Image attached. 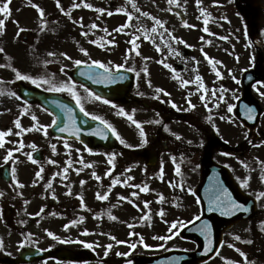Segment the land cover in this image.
<instances>
[{
	"label": "rangeland",
	"instance_id": "rangeland-1",
	"mask_svg": "<svg viewBox=\"0 0 264 264\" xmlns=\"http://www.w3.org/2000/svg\"><path fill=\"white\" fill-rule=\"evenodd\" d=\"M228 1L216 0L214 4V0H201L198 7L196 0H177V3L171 5L168 0H85V2L93 5V8L89 9L83 6L72 7L74 3H81V0H60L65 12L70 13L69 16L61 10L60 12L56 11V0H0V6L5 3L9 6L8 14L0 13V19L4 20V25L0 28V48L3 49L0 52V65H4V67H0V93H3L0 94V126L9 123L12 127V129L10 128L12 131L4 138V144L0 147V164L3 162L7 151L12 150L13 159L9 161H12L13 167L16 169L15 181L13 180L8 185L0 182V193L3 194L0 199L4 197L9 200L16 198L28 200L22 207H18V210H28L27 214L33 215L41 213V217L26 229L27 241L42 247L58 245L66 240L67 244H76L78 249L81 247L87 248L84 246L85 244H92L93 247L87 249L95 252L99 260L89 263L82 259L75 264H120L118 260L120 262L122 260L126 261L131 258L134 252L150 254L151 252L162 251L163 248L169 245L192 249L194 247L192 243L180 241V238L175 237L178 228L173 229L172 233L169 232V228L173 221L184 223L196 213L195 202L189 196L182 195L181 191L186 193V190L196 184V172L198 163L201 160L200 142L206 137L213 138V132L216 133L217 139L227 142L224 145L225 147H227L226 145L232 147L231 145L235 144V140H232L234 133L231 130L234 128L239 131L236 138L237 145H239L237 155H222L225 152L230 153L228 149L226 150L223 147L221 152L214 154L220 161L216 158H213L214 160L222 162L237 172L236 169L243 165L241 163L242 159L254 155L263 164V170L260 173L253 172L251 176L253 179L261 178L264 173V145H262L264 144V134H257L256 139L245 143V134L242 135L241 126L230 117H225V115L227 116L225 101L213 105V103H209L211 102L209 100L204 105H207L210 109L213 108V110H211L210 116L200 117L201 120L193 117L191 113L185 112L184 110H187V107L179 105L177 109H181L180 113L184 115V119L177 120L179 121L177 123H174V121L171 127L175 133L182 135L185 140L191 142L190 149L186 151L188 153L186 158L190 157V160H186V165L181 168L182 171L179 174L175 170L173 173L169 171L171 167L169 161L171 159L167 155L163 166L145 170L144 162L142 164L137 161L132 162L134 154L129 155L119 151L107 152L105 154H116L115 162L121 164H115L117 168L114 166L113 179L118 180V182L126 178L132 180L130 178L132 173L136 185L140 187L135 190L138 191L137 193L134 191H129L126 194L119 192V195H113L114 191L112 190V197L111 190H109L107 199L97 211V213H101L100 210H103L102 214L104 215L94 214L91 216L90 212L95 208L92 202L95 201L97 193L103 194L105 179L109 175H105V173L106 171L109 173L107 167L110 166V163L100 155H93L94 157L84 155L83 159H80V155L75 153L74 147L76 146L72 143H69V148L71 153L74 152L72 154L73 156L76 155L77 159L67 161L66 155L60 148H64L66 151H68V148H65L64 143L57 141L52 142V145L56 146V152L50 156L51 159L48 164L43 165L44 169L38 177L36 173L41 168L33 167L34 165L25 162L28 160L27 156L33 148V144L42 145L47 142L48 138H44L41 134L43 130L38 131L35 129L45 126L44 120H48V117L46 113L38 109V106L24 107L23 104L18 103L14 97L15 95H11V93L16 94L15 81L19 80L16 78L14 70L37 80V84H33L30 80H23L24 82L49 91L48 89L53 86L60 87L62 84H69L66 81L68 72L71 67L76 65V60L88 64H91L92 60H98L110 70L117 65H123L121 68L137 70V72L134 71L139 75L135 76L136 81L132 87V93L135 95L141 94L140 98L146 102L151 103L152 88L157 89V86L159 89H167V92L174 95V100L178 94H183L184 86L181 84L179 76L173 74L169 68L164 67V64L160 61L170 65L175 58L179 57V49L186 45L193 49L198 60H207L204 53H207L208 57L214 58L217 63L215 65L209 63V65L219 68L222 77L238 76L242 69L248 67L253 61L250 48L245 49L249 42L246 45L245 41L239 37L237 39L236 36V41L226 39L227 42L225 44L222 42L223 45L221 42L217 44L212 40L205 39L199 34L202 32V27H207L209 33H211L214 32L212 29L219 27L220 24L222 26L221 31H223L230 28L229 25L238 21L232 16H229L230 20L227 21L219 19L222 16L221 8H224L225 12L231 9V3L228 4ZM134 4L139 8V11L133 7ZM36 5L44 10L43 20L37 7H35ZM97 8H103L105 11L103 13L97 12L95 11ZM121 9L123 11H118ZM201 9L204 10L203 13ZM176 10L184 14V22L191 27L184 26V22L179 19ZM109 11L113 15L109 16L107 14ZM128 13L133 16L131 22L128 21ZM144 13H148V15L145 16ZM185 15L189 17V20H186ZM81 17L83 18L84 27L73 22L79 21ZM153 18L159 20L163 27L156 24ZM205 19L209 21L207 25L204 24ZM93 23L98 27L91 28L90 25ZM126 23H130V26L124 28L122 32L115 31V29ZM153 27L157 29L156 32L151 31ZM24 32L27 35L25 40H23ZM84 32H87L88 35H83ZM146 35L149 37L148 39L145 38ZM134 37H136L135 45L129 43ZM173 37L178 39H173ZM202 37L203 39H201ZM91 41H96V43H91ZM109 41H112V43H109ZM157 48H159V51ZM81 49H86L89 55L85 56ZM201 49H203V52ZM233 50L238 53L231 56ZM137 52H139V55H137ZM49 53L54 55H49ZM68 57H71V59H68ZM262 65L264 66V62ZM62 68L63 71H61ZM203 71L204 69L201 70V72ZM197 75L193 70V64H188V68L182 74L188 81H192L193 86L198 84L199 88L201 82H206H204L205 77L203 78L202 75L199 76L203 81H196ZM149 81L151 86H149ZM193 86L188 84L185 86V90L186 87L191 88ZM260 86L264 87V80ZM74 91L79 95L81 105L89 113V116H99L112 125L124 141V143H121V140L118 139L119 145L127 147L131 152L144 144L149 145L152 131L155 128L150 110L141 109L133 104L123 106L125 108L124 112L131 115L135 121L143 126L147 141L144 143V138L140 136V129L126 115L118 114L120 109L116 105L112 103L105 104L102 99H94L89 95L90 92L81 87L75 86ZM198 92L201 93L202 88ZM219 93V90H217V94ZM227 96V94L224 96L225 99L230 100L227 102H231L232 99ZM201 104L203 103L198 102V109L205 107ZM259 104L264 111V102ZM20 109L24 110V115L28 118L25 117L20 121V127L17 128L15 123H11L7 116L11 117L12 114L19 113L17 111ZM33 116L37 119L33 120ZM209 117H211V120L208 119ZM220 117H224V119ZM17 119H20L19 116ZM261 120H264V114ZM256 128L257 130L261 129L263 125L259 123ZM28 129L33 132L28 133ZM22 132L24 133L23 139L20 137ZM16 133L20 134L17 135ZM174 145L166 152L168 156L175 152ZM24 150L26 153H24ZM80 151L78 148L77 152L80 153ZM242 154L244 155L241 156ZM230 157L233 158L230 159ZM245 160L247 161V159ZM50 161H55V163H50ZM105 164L107 167H105ZM252 164L256 166L254 161ZM65 168L68 169L66 173L64 172ZM161 168L166 171L165 174L168 175L169 179L173 176L175 178L173 182L175 184L172 185L174 192L170 194L168 189V183L170 182L165 178V175H163V179L161 177L153 178L155 172L157 170L161 171ZM93 173L100 179H96ZM176 184H178L180 190L175 191ZM254 184L258 186L257 183ZM20 185H23V187ZM145 185L149 189L147 192L142 191ZM180 185L183 186V190ZM69 192L71 195L68 194ZM133 193H136V195L133 196ZM160 194L162 197L169 194L167 196L168 201L164 202L166 199L161 200ZM179 194H181V201L178 200ZM43 196L46 198L52 196L61 203L67 201L66 205L72 207L71 213L68 214L74 215L75 220L78 218L77 227L73 226L72 229H67L63 223H59L63 219L56 216H61L60 214L54 215L56 220L53 216L44 220L43 213L45 212H41L42 208H40L43 205L40 202ZM81 196L85 207L81 205ZM120 197H126L127 199H119ZM145 201L150 202L147 207H145ZM257 204L258 215L255 218L256 221L252 222L254 226L252 230L255 233L253 245L245 244L246 235L244 231L246 225L236 226L226 233L225 243L220 247V252L205 264H264V226L261 225L262 220H264V198H261ZM33 205H37L38 208L31 209ZM161 209L164 211L163 217L158 214ZM109 213L117 219H110ZM143 216L147 218L142 220L141 217ZM49 231L58 239L49 236ZM85 231L88 234H85ZM167 235H172L173 238L166 241L154 239V237ZM235 235L241 237L240 242L234 240ZM141 236L143 237V243L140 242ZM112 237L116 239L113 240ZM21 238L14 232H8L5 228L0 229V239L3 242L2 250H5L8 255L17 252L18 247L20 248L21 245ZM117 241L123 243H117ZM132 243L137 245L135 249L129 247ZM108 244L113 245L110 250L106 249ZM144 244L149 247H144ZM229 245H234V247H229ZM236 249H240L246 254L247 261ZM106 250L108 251L107 256H105ZM117 253H130V255L123 256L117 255Z\"/></svg>",
	"mask_w": 264,
	"mask_h": 264
},
{
	"label": "flooded vegetation",
	"instance_id": "flooded-vegetation-1",
	"mask_svg": "<svg viewBox=\"0 0 264 264\" xmlns=\"http://www.w3.org/2000/svg\"><path fill=\"white\" fill-rule=\"evenodd\" d=\"M222 1V0H220ZM221 3V2H219ZM225 3V2H223ZM231 3V9L229 11L224 10V8H221L222 11V16L219 18L221 21L225 20H230L229 16L233 17L234 19H237L238 21L233 23L232 25H229L230 28L224 29L223 31L220 32L219 38L222 39L223 37L227 36H232L237 39L241 40H246L250 42V46L252 45L255 52L257 53L258 60L256 63L252 65V69L254 72L260 74L261 77L263 76L264 78V71L261 68V60L260 58L264 55V0H229L228 4ZM226 9V8H225ZM226 17V19H224ZM221 25V24H220ZM233 26V27H232ZM239 37V38H238ZM262 55V56H261ZM185 63H192L194 72L198 75H202L204 78V82H201L203 84L202 92L199 93L197 91L198 89V84L194 85V87L188 88L187 93L188 97L187 99L191 101L193 105H198V102H201L204 104H207L209 100L215 104H220L222 101H230L225 99V95L227 94V97H230L232 99L230 106H232V111L229 112L226 110L230 115L233 113V108L234 105L236 104L242 88L237 83L236 78H228V77H222V78H217L215 75V68L208 66L209 62H206L205 64L202 63V65L199 68H196V58H187L185 60ZM201 72V70H203ZM186 70V67H185ZM217 70V68H216ZM202 80V79H201ZM200 80V81H201ZM203 81V80H202ZM208 81V82H207ZM195 82V81H194ZM223 89H227V91H222ZM159 89V87H157ZM163 92H157L156 88L151 93L152 101L150 103V106L148 107L152 113L153 116V126L155 127L154 130L152 131L151 139H150V145H146L143 148L138 147L135 148L133 152L128 150L126 147L118 146L115 151H119L120 153H126V154H134L132 156V159L134 161L140 162L142 160V150L145 147H149L153 153L155 154L157 161L162 160V156L164 154V151L168 150L169 147L171 146V141L170 139V123L174 119V109L172 108V100L169 97L170 95H166L165 93L170 94L167 92V89H163ZM215 90L216 95L213 96L212 92ZM217 90H219V94H217ZM250 92L256 96L257 102L262 103L264 102V95H261V93H264V87L260 86H252ZM221 95L223 96V99L221 100L220 97ZM140 97L141 94H138ZM201 96H204V99H201ZM158 97V98H157ZM220 99V101H218ZM37 103H32V104H24L25 106H36ZM133 104H136L140 107L143 108L140 104L137 102H133ZM200 105V107H201ZM199 106V105H198ZM205 106V105H204ZM17 110V109H16ZM211 110L212 109H207L206 107L202 109H198L196 111L190 110L189 113L192 114L193 117H196L197 119L201 120L200 117H204L207 115H211ZM16 114H10L11 117L7 118L10 119V122H15L17 120V117L19 116V121H22L26 116L24 115V110L20 109L18 110ZM217 116H219L217 114ZM156 121H159L157 123ZM263 128L258 129L255 127L254 129H246L244 128V134H245V143L252 142L254 138H257V134H264V120L262 121ZM166 128L163 130L162 128ZM10 128L12 127L9 125V123H5L4 125L0 126V131H9ZM12 131V130H10ZM232 133L233 135V141L235 140V144L231 145L232 147H225L223 142L220 139L216 138V134L213 133V138L206 137L202 139L201 141V146H200V153L202 155L201 159L202 160H211L212 156L214 154L219 153V148L221 146H224L227 149H230L231 151L237 152L239 145H237V137L239 135V131L237 129H233ZM48 138L52 139L51 136H48ZM62 140V139H61ZM247 140V141H246ZM65 142V140H62ZM33 143V142H32ZM80 149L85 150V148L80 147ZM60 150H62L60 148ZM97 150L104 151V148H97ZM56 152L52 148V143L50 140H47L46 143L42 145H35V148H32L30 151V154L32 157H36L38 160H35L36 163H33L32 161H28L31 165H34L36 167L43 168V165H47L48 161L51 159L50 156ZM87 157H92L91 153L89 151L85 150ZM24 153L26 151L24 150ZM51 153V154H50ZM66 155V160L67 161H73L76 160L77 157L76 155L73 156L74 152L71 153V151H65L63 152ZM75 153L78 154L77 152V147H75ZM79 155V154H78ZM28 159V156H27ZM80 159H83V156H80ZM29 160V159H28ZM249 164V163H248ZM247 167H239L237 168L236 171H232L233 177L235 179V183L237 186L240 188V190L245 193V194H253L252 192L254 191L253 185H254V179L252 178L251 174L253 173V167L248 166ZM48 173V172H47ZM49 174V173H48ZM248 179V186L247 187H241V181ZM2 196V195H0ZM38 196V194H37ZM3 198V199H2ZM43 199H40V202L43 203V205L40 206V208L43 209L45 213L43 219L46 220V218H50L53 216V218L56 220L54 215H61V216H56L60 217L63 220L60 221L59 223H63V225H68L67 229L73 228V226L77 225V219L75 220L74 215H69L71 213V205H66L67 201H63L62 203L60 201H51L50 196L49 197H42ZM28 202V200L25 199H19L16 198L14 200H9L4 197H1L0 199V229L5 228L7 229L8 232H14L17 235H19L21 238V247L24 246H32V247H39L42 249H56L60 247H66L68 249H71L75 252H77L78 248L76 247V244L71 245L67 244L68 242L65 240L64 242H60L58 245H48V246H38V245H33L31 242L27 241L26 235V229L29 228L37 219L41 217V213H38V215H33V214H27L28 210H18V207H22L24 203ZM37 205H33L31 209H37ZM41 211V212H43ZM40 212V211H39ZM69 213V214H68ZM47 218V219H48ZM76 221V223H72L73 221ZM57 222V221H56ZM57 224V223H56ZM250 229L253 228V225L249 226ZM0 241H2L0 239ZM19 249V247H18ZM18 252V251H17ZM16 252V253H17ZM15 254H7L5 250H2V247H0V258L4 257H10V256H15ZM44 263H49V264H72L69 262H59L54 258L46 259V260H37L29 264H44Z\"/></svg>",
	"mask_w": 264,
	"mask_h": 264
},
{
	"label": "water",
	"instance_id": "water-1",
	"mask_svg": "<svg viewBox=\"0 0 264 264\" xmlns=\"http://www.w3.org/2000/svg\"><path fill=\"white\" fill-rule=\"evenodd\" d=\"M78 72L79 73H86L87 71L93 75L97 73H103L104 71H100L97 68L94 67H89V66H83L79 65L75 67L72 72ZM117 72V70H116ZM113 72V73H116ZM119 73L122 75V70H119ZM124 78L123 79H117L115 82H108V81H103L100 83H96L93 80L88 79V75H83V79L79 77V80L81 79L87 86L92 88L97 94L100 96L112 99V100H120L122 102L126 101L129 92L128 89L131 84V76L130 79H126L124 74L122 75ZM247 79V78H246ZM253 79L248 77V82H251ZM30 92L29 98L31 99H38L41 103L45 100L50 101L52 104L48 107H50L58 116V124L55 127V133L59 135H63L67 138H74L78 141H80L84 145L88 146H98V145H103V146H109L112 147L114 146V140L113 137L111 136L109 130L102 125L101 123L97 121L90 120L86 117H84L79 110L73 105L70 106L71 113L67 111V109L59 111L52 107L53 102L55 101V97L52 96H45L41 91L37 89H29ZM244 99L251 104H254V101L250 100L247 96H244ZM252 109V108H251ZM248 113V112H246ZM64 114L68 115V118L63 116ZM242 114L241 112H237V116L241 118L239 115ZM252 115L254 116V123L257 120L258 114L255 116V111H253ZM71 117V118H70ZM73 120L75 123L73 124ZM62 126H67L68 131L66 132H60L59 127ZM79 129V132L75 135L73 133H76V130ZM100 133V134H97ZM107 136V138H103L104 136ZM214 165L208 164L206 166H203L201 168V183L203 185L206 184L207 182L213 181L215 178H217V175L221 177L222 182L225 183V187L229 186L230 188L232 187L231 185V179L228 178L226 174L222 172V170L219 171V173H216V169H213ZM212 171H216L215 173H212ZM8 167L4 166L2 168V178H7L6 180H9L8 176ZM207 176V177H206ZM210 178V180H209ZM219 179V178H217ZM207 185V184H206ZM206 190V189H205ZM204 190V191H205ZM235 196L231 195V198L236 200L238 203H241L244 205V208H249L250 207V212L252 213L254 208H253V202H247L249 205L247 206L244 204L243 199L238 197L236 194L235 190L233 189ZM200 200H201V205H202V215L200 216L199 220H196L195 222L189 224L185 228H183L180 232V235L192 239L196 242L197 248L195 249L194 252H187V251H177V250H172L167 253H164L162 255L158 256H151V257H139L135 256V264H191L193 262H203L206 259H208L218 248V245L221 241V233L222 231L230 226L232 223L237 222L238 220L244 219L247 217L249 213L244 211L243 209L236 211L232 215H222L220 211L215 210V206L210 204V201L212 199H208L207 197H201L200 192H197ZM228 195L224 196V199H226ZM213 207V211H208L209 207ZM204 222H207L211 226V251L205 252V248L209 246L208 240L205 239V235L202 234L201 232L197 231L196 228L202 225ZM54 255L58 258L64 259H74L75 256H72L69 252L66 250H58L56 252H42L39 250L35 249H29L25 248L23 251L20 252V257L19 259L15 260L14 262H17L19 260L21 261H31L35 258H41V257H47ZM88 257L90 260H94L95 256L91 253H87ZM12 260H6V264H12Z\"/></svg>",
	"mask_w": 264,
	"mask_h": 264
},
{
	"label": "snow or ice",
	"instance_id": "snow-or-ice-1",
	"mask_svg": "<svg viewBox=\"0 0 264 264\" xmlns=\"http://www.w3.org/2000/svg\"><path fill=\"white\" fill-rule=\"evenodd\" d=\"M215 2H216V0H214V4H215ZM56 3H57V7L60 8V10H61L62 12H64L65 15H69V16H70V13L65 12V10L63 9V7L61 6V4H60V0H56ZM168 3L171 5V4L177 3V0H168ZM196 3H197V6L199 7V5L201 4V0H196ZM81 6H83V7H85V8H89V9H92V8H93V5H92V4H89V3H87V2H85V0H81V3H74V4L72 5L73 8H78V7H81ZM35 7H37V9H38V11H39V13H40V17H41V19L43 20V17H44V10L41 9V8H39L38 5H36ZM133 7H135L136 10L139 11V8H138L135 4L133 5ZM95 11L100 12V13H103L105 10H104L103 8H97V9H95ZM118 11H123V10L121 9V10H118ZM169 11H171V9H169ZM201 12L203 13L204 10L201 9ZM0 13H4V14H8V13H9V6H8L7 3L3 4V6H0ZM107 14H108L109 16L113 15V13H112L111 11H109ZM127 15H128V21L131 22L132 19H133V16H132L130 13H128ZM144 15L147 16L148 13H144ZM153 19L155 20V23H156V24H158V25H160L161 27H163V25L161 24V22H160L159 20H156L155 18H153ZM224 19H226V17H224ZM73 22H74V23H79L81 27H84V25H83V18H82V17L80 18L79 21H73ZM17 23H18V22H17ZM208 23H209V21H208L207 19H205V20H204V24L207 25ZM3 25H4V20L0 19V28H2ZM129 26H130V23H126V24H124V25H121L119 28L115 29V31L122 32V31L124 30V28L129 27ZM184 26H185V27H191V26L188 25L186 22H185ZM90 27H91V28H97L98 25H96L95 23H93L92 25H90ZM203 30H204L205 32H208V28H207V27H205ZM21 31H23V29H21ZM105 31H107V30L105 29ZM151 31H152V32H156L157 29H156L155 27H153V28L151 29ZM82 34L85 35V36L88 35L87 32H84V33H82ZM145 38L148 39L149 37L146 35ZM173 39H178V38L173 37ZM201 39H203V37H202ZM223 39H227V37H223ZM135 40H136V37H134L132 41H129V43L135 45ZM180 42H183V41H180ZM91 43H96V41H91ZM109 43H112V41H109ZM185 43H186V42H185ZM209 43H210V42H209ZM157 50L159 51V48H157ZM2 51H3V49L0 48V52H2ZM81 51L84 53L85 56H88V55H89L86 49H81ZM201 51L203 52V49H201ZM49 55H54V54H53V53H49ZM65 55H66V54H65ZM137 55H139V52H137ZM204 55H205V58L208 59L209 62L212 63L213 65H215V64L217 63V62L214 61L212 58L208 57V56H207V53H204ZM68 59H71V57H68ZM145 59H147V58H145ZM237 59H238V57H237ZM81 63H82L81 60H76V61H75V64H76V65H80ZM160 63L164 64V67H166V68H171V65L166 64V63H164L163 61H160ZM221 63H222V62H221ZM91 66H98L99 68L104 69V72H103V73H97V74H95V75H93V74H91V73H81V75H88V79L93 80V81L96 82V83H100V82H103V81L115 82V80H117V79H123V78H124V77L119 73V69H120L121 67H123V65H117V66H116V67H117V72H116V73L111 72L110 69L106 68V66L104 65V63H102L101 61H98V60H92V61H91V65H89V67H91ZM0 67H4V65H0ZM132 70H133V69H128V71H132ZM214 70H215V69H214ZM14 71H15V75H16V78H17V79H21V80H30L33 84H37V80L34 79L33 77H31V76H29V75L21 74L18 70H14ZM61 71H63V68L61 69ZM145 71H147V69H145ZM137 75H139V73H137ZM215 75L217 76V78H222V74H221V72L218 71V70H215ZM233 78H234V77H233ZM195 79H196V81H200L202 78H201L199 75H197ZM190 83H192V81H188V80H183V81H182V84H183L184 86H187V85L190 84ZM149 86H151V82H150V81H149ZM81 87H84V86L81 85ZM203 87H204L203 84H200V87L197 89V91H199V90H200L201 88H203ZM74 88H75V85L69 83V84H62L60 87H55V86H53V87L49 88L48 90H49V91H55V92H64V91H67V92H68V93H69V94H70V95L76 100V103H77L78 105H81L80 97H79V95L74 91ZM85 91H88V90L85 89ZM156 91H157V92H163L164 90H163V89H156ZM222 91H227V89H223V88H222ZM0 94H3V93H0ZM165 94H166V95H170V94H168V93H165ZM11 95L14 96L15 93H11ZM89 95L92 96V97H94V99H96V100H101V99H102L99 95H97V94H95V93H89ZM212 95H213V96L216 95L215 90H213ZM261 95H264V93H261ZM157 98H158V97H157ZM201 99L203 100V99H204V96H201ZM220 99H221V100L223 99V96H222V95H221ZM103 102H104L105 104L110 103V101H108V100H103ZM188 103H189V105H190L192 108L195 107V105H191V101H190V100H188ZM171 106H172L173 108H178V106H177L174 102L171 104ZM216 106L218 107L219 105H216ZM59 107H61V108H63V109H67V111H68L69 113H71V109H68V108H67V105L60 104ZM205 107H207V105H205ZM80 111L83 112L86 116L89 115V113H87V112L85 111V109H84V107H83L82 105L80 106ZM228 111H229V112L232 111V106H229ZM253 111H254V110L251 109V108H248V109H247V112H248V119H254V116L252 115ZM118 114L126 115L127 118H128L130 121H132V123L135 124L136 127H137L138 129H140V136H141L142 138H144V139H143V142L146 143L147 141H146V138H145V133H144V131H143V126H142L139 122L135 121L131 115H128L126 112H124L123 109H120V112H119ZM70 118H71V117H70ZM220 118H221V119H224V117H220ZM32 119H33V120H36L37 118H36L35 116H33ZM92 119H93V120H99L102 124L106 125V127L112 132V134L115 135V136L117 137V139H120V140H121V143H124V141L119 137V135H118V133L116 132V130H115V129L112 127V125L109 124L107 121H104L101 117L96 116V115H93V116H92ZM208 119L211 120V117H209ZM156 122L159 123V121H156ZM14 123H15V125H16L17 128L20 127V121H19V119H17ZM74 123H75V121L73 120V124H74ZM56 124H57V121L54 119V120L52 121V125H56ZM50 126H51V125H50ZM35 130H38V131H39V130H43L44 133H45V135H47V129H46L44 126H41L40 128H37V129H35ZM166 130H167V129H166ZM59 131H60V132H66V131H68V128H67V126H62V127H59ZM78 132H79V129H77V130H76V133H73V135L77 134ZM9 133H10V130H9V131H0V147L3 146V144H4V138H5L7 135H9ZM16 134L19 135L20 133H16ZM97 134H100V133H97ZM103 138L106 139L107 136L105 135ZM176 138H177V139H180V137H179L178 135H177ZM189 143H191V142L189 141ZM32 147L35 148V144H33ZM55 147H56L55 145H52L53 150H55ZM69 147H70V145L67 143V141H65V148H69ZM17 151H19V149H17ZM87 151H89V152L91 153V152H92V149L89 148V149H87ZM115 155H116V154H114V153L111 154V155H109V160H108L109 163H112V161L115 159ZM222 155L228 156V155H232V154H231V153H227V152H225V153H222ZM11 159H13V151H12V150H8L6 156L4 157L5 163H7V162H8L9 160H11ZM28 159H29L30 161H32L33 163H36V161L33 159L32 155H31L30 153L28 154ZM172 159H173V162L175 163L176 158L173 157ZM50 163H55V161H50ZM241 163L244 165V167H247V164H245V163L242 162V161H241ZM67 170H68V169L65 168V169H64V172L66 173ZM42 171H43V168H41L40 171L36 173V175L39 177ZM129 171H130V169H129ZM175 171H176L177 174L180 173V166H179V165H176ZM15 172H16V169H15V167H13V168L11 169V174H12V179H13L14 181L16 180ZM58 174H59V173H58ZM106 174H110V173H106ZM93 176H96V174L93 173ZM96 179H100V177L96 176ZM161 179H163V169H162V168H161ZM261 181L264 182V175L261 176ZM117 182H118V180H113V184H115V183H117ZM17 183H19V182L17 181ZM81 183L83 184L84 182L82 181ZM20 186L23 187V185H20ZM247 186H248V179L242 180V181H241V187H247ZM136 187H140V186H139V185H136ZM180 187H181V189L183 190V186L180 185ZM142 191L147 192V191H149V189H148V187L145 185V186L142 188ZM189 191H191V190H189ZM223 191H224L225 195H227L226 190H223ZM68 194L71 195L70 192H69ZM0 195H3V194L0 193ZM132 195L135 196L136 193H133ZM193 195H194V193H193ZM256 198H257V199L264 198V191L260 192V193L257 195ZM97 199H99V200H105V199H107V194L101 195L100 193H97ZM119 199H127V198H126V197H120ZM162 199H163V197L161 196V200H162ZM80 200H81V205H82V207H85V205L83 204V197H82V196L80 197ZM149 203H150V202L145 201V207H147V205H148ZM210 204L214 205V206H215V210L220 211L221 214H222V215H225V216L232 215V214H234L236 211H239V210H241V209H243L244 211H248L247 208H244V205H243V204L238 203L236 200L232 199L231 196H227V198L224 199V198L221 197V195H216V196L210 201ZM137 207H138V206H137ZM213 210H214V209H213V207H211V206L208 208V211H213ZM41 211H43V209H41ZM158 214H159L161 217H163V215H164V211H163V209H161L160 212H159ZM109 218H110V219H113V220L117 219V217L111 215V213H109ZM146 218H147L146 216L141 217L142 220H143V219H146ZM195 219H196V220H199L200 217L197 216ZM165 222L167 223V221H165ZM72 223H76V221H73ZM180 226H183V222H182V221H173V222L171 223V225H170L169 232L172 233V230H173V229H177V228L180 227ZM65 227L67 228L68 225H65ZM196 230L199 231V232H201L202 234H204V235H205V239L208 240V242H209V246L205 248V252H209V251H211V250H212L211 247H210V245H211V239H210V235H211V226H210L207 222H204L202 225H200L199 227H197ZM85 234H88L87 231H85ZM48 235H49V236H52L54 239H58V237H55V235H54L52 232H50V231L48 232ZM172 238H173L172 235H167V236H163V237H154V239H161V240H165V241H166V240H170V239H172ZM112 239L115 240L116 238H115V237H112ZM234 239L237 240V241H239V240H241V237H240L239 235H235V236H234ZM140 242L143 243V237H142V236L140 237ZM117 243H123V242H121V241H117ZM246 243L251 244V243H253V241H252V240H248V241H246ZM84 246L87 247V248H92V247H93L92 244H85ZM0 247H3V242H2V241H0ZM112 247H113L112 244H108V245L106 246V249H107V250H110ZM129 247L132 248V249H135V248L137 247V245H136L135 243H132V244L129 245ZM144 247H149V246H148L147 244H144ZM229 247H234V245H229ZM107 250L105 251V256L108 255V251H107ZM236 251L240 252V255L243 256V257L245 258V261H247V256H246L245 253H243L240 249H236ZM117 255L128 256V255H130V253H117ZM225 259H227V258H225ZM127 264H132V261H130V260L127 261Z\"/></svg>",
	"mask_w": 264,
	"mask_h": 264
}]
</instances>
